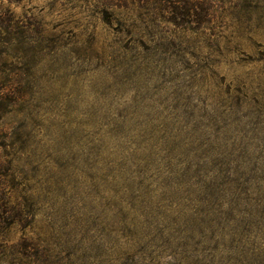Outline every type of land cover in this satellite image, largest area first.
I'll list each match as a JSON object with an SVG mask.
<instances>
[{"label":"rangeland","instance_id":"rangeland-1","mask_svg":"<svg viewBox=\"0 0 264 264\" xmlns=\"http://www.w3.org/2000/svg\"><path fill=\"white\" fill-rule=\"evenodd\" d=\"M0 264H264V0H0Z\"/></svg>","mask_w":264,"mask_h":264},{"label":"trees","instance_id":"trees-1","mask_svg":"<svg viewBox=\"0 0 264 264\" xmlns=\"http://www.w3.org/2000/svg\"><path fill=\"white\" fill-rule=\"evenodd\" d=\"M9 2L12 1H18V0H8ZM4 202V200L0 197V225L4 222H6V219H9V213H7V211L4 209V205H2V203Z\"/></svg>","mask_w":264,"mask_h":264}]
</instances>
